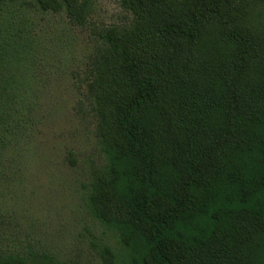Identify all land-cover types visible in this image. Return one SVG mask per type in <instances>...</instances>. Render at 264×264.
Returning <instances> with one entry per match:
<instances>
[{
    "label": "trees",
    "instance_id": "16d2710c",
    "mask_svg": "<svg viewBox=\"0 0 264 264\" xmlns=\"http://www.w3.org/2000/svg\"><path fill=\"white\" fill-rule=\"evenodd\" d=\"M35 2L78 25L93 7ZM119 3L131 19L93 32L85 75L106 160L92 215L128 264H252L264 238V0ZM0 264L54 263L31 251Z\"/></svg>",
    "mask_w": 264,
    "mask_h": 264
},
{
    "label": "rangeland",
    "instance_id": "374dc122",
    "mask_svg": "<svg viewBox=\"0 0 264 264\" xmlns=\"http://www.w3.org/2000/svg\"><path fill=\"white\" fill-rule=\"evenodd\" d=\"M130 19L119 0H93L81 25L35 0L0 6V254L129 263L117 233L88 201L106 160L85 75L93 32ZM258 244L252 264H264L263 237Z\"/></svg>",
    "mask_w": 264,
    "mask_h": 264
}]
</instances>
